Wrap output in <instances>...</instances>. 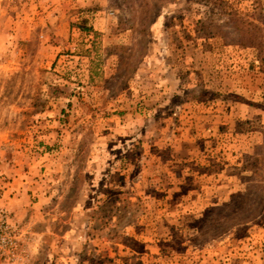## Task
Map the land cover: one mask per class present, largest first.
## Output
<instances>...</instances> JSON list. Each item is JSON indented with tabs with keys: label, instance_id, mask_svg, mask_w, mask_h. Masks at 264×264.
I'll return each instance as SVG.
<instances>
[{
	"label": "rangeland",
	"instance_id": "374dc122",
	"mask_svg": "<svg viewBox=\"0 0 264 264\" xmlns=\"http://www.w3.org/2000/svg\"><path fill=\"white\" fill-rule=\"evenodd\" d=\"M0 264H264V0H0Z\"/></svg>",
	"mask_w": 264,
	"mask_h": 264
}]
</instances>
